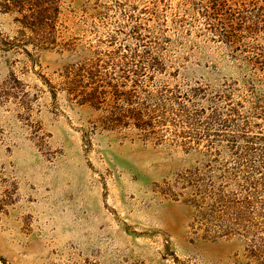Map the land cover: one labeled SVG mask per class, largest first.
Here are the masks:
<instances>
[{"label":"rangeland","instance_id":"374dc122","mask_svg":"<svg viewBox=\"0 0 264 264\" xmlns=\"http://www.w3.org/2000/svg\"><path fill=\"white\" fill-rule=\"evenodd\" d=\"M57 3L0 5V264H264V0Z\"/></svg>","mask_w":264,"mask_h":264},{"label":"trees","instance_id":"16d2710c","mask_svg":"<svg viewBox=\"0 0 264 264\" xmlns=\"http://www.w3.org/2000/svg\"><path fill=\"white\" fill-rule=\"evenodd\" d=\"M0 5L5 7L7 11H18L22 12L26 7H29L28 9L31 10L30 13L24 14V18L27 16L32 17L33 24L37 25L38 28H51L54 26L55 16L58 12V3L56 4V0H1ZM81 70H84L81 68ZM92 73V71H91ZM80 73H77V75ZM83 75V74H82ZM92 82L93 78L90 77ZM82 82L83 80L80 79ZM70 89L75 90L79 87L77 79H73L70 82ZM82 85V84H80ZM84 86H88V84H85ZM99 85L94 87L91 91L87 93V97L81 99V102H87L91 101L92 103L99 97L98 94L101 93L99 91ZM130 112H133L130 110ZM135 119L141 118L140 114L135 112L130 115ZM124 116L116 117L113 120H123Z\"/></svg>","mask_w":264,"mask_h":264}]
</instances>
